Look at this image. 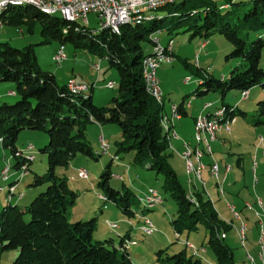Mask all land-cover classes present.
Segmentation results:
<instances>
[{
	"label": "trees",
	"instance_id": "1",
	"mask_svg": "<svg viewBox=\"0 0 264 264\" xmlns=\"http://www.w3.org/2000/svg\"><path fill=\"white\" fill-rule=\"evenodd\" d=\"M246 6L245 2L236 0H177L161 8L167 10L165 16H152V20L139 25L124 26L120 34L109 28L94 32L81 21H67L28 5L10 8L1 15L5 26H25L29 34H34L35 25L40 23L43 41L39 45L59 43L60 47H65L72 44L77 50L107 60L109 67L118 72L119 95L109 105L97 106L93 89L89 95L82 93L84 91L74 94L70 90L72 82L63 85L56 74L43 69L33 45L17 49L9 42H0V83H14L12 92L19 97L14 104L0 105V146L11 151L14 169L28 166L30 173L35 156L26 154L31 152L28 148L26 151L18 149L20 134L35 131L49 137L48 144L40 149L47 156V172L34 174L31 185L47 186V190L30 205H13L9 200L3 207L0 212V257L4 252L14 250L18 252L14 264H135L129 252L134 241L129 236H120L119 246L113 239L94 241L97 217L71 222L70 210L76 205L79 193L70 188L66 176L57 174L58 168L68 169L78 156L92 160L101 157L87 136L88 126L95 123L102 127L116 125L121 130V139L115 143V158L133 155L131 163L134 166L164 177L163 191L177 205V217L171 221L174 231L190 235L203 226L208 237L205 247L213 251L217 264H236L232 249L222 239L232 226L220 218L212 201L203 193H196L195 202H192L194 200L169 163L170 146L163 126L164 106L148 93L143 65L154 53L147 54L146 46L155 47L152 37L156 34L172 36L183 31L190 33L191 39L200 38L204 42L214 35H221L233 46L226 59H236L239 64L228 80L217 79L210 73L204 76L202 71L205 70L198 67L195 74L199 86L194 95L205 97L219 93L224 102L230 92L239 91L245 99L246 91L250 93L256 86L264 88V70L261 68L264 37L251 39L252 34L264 31V0H253L252 5L244 9ZM175 57L191 70L187 60H181L176 54ZM183 105L184 102L177 112L181 118L187 116ZM257 106L258 114L252 122L259 126L264 124V100ZM218 110L225 111L224 121L233 123L237 117L249 119V114L237 106L223 103ZM113 161L101 174L100 194L114 203L128 220L139 214L146 216L148 209L142 206L135 193L112 187ZM3 178L8 180V176ZM14 187L9 188V199L14 194ZM156 261L158 264H203L186 248L171 256L168 249H159Z\"/></svg>",
	"mask_w": 264,
	"mask_h": 264
},
{
	"label": "rangeland",
	"instance_id": "2",
	"mask_svg": "<svg viewBox=\"0 0 264 264\" xmlns=\"http://www.w3.org/2000/svg\"><path fill=\"white\" fill-rule=\"evenodd\" d=\"M180 1L178 0V2ZM252 1L253 0H236V2H245L247 4L244 9L250 7L252 5ZM20 2L21 1L19 0L11 3V8L13 6L25 5ZM226 11L228 10H224V12ZM145 13L146 16H148L145 20L140 21L137 24H129L127 26H135L143 22L150 21L149 18L152 16H165L167 14V10L160 8V10ZM56 16L62 17L61 15ZM79 21H81L82 24L87 25L88 28L94 32H100L102 29V23L95 14L88 15V24L85 23L84 19H80ZM4 27L5 33L8 32L9 36L7 38H1L0 42H9L12 47L17 49H23L33 45L36 50L38 62L43 69L56 74L60 83H65V79L67 77H75L72 78V80L75 81L76 84L87 87V90L82 93L89 95L91 89H93V99L95 105L100 107L107 106L114 97H118L119 75L116 69L109 67L107 60H102L99 57L77 50L72 44H67L65 46L67 60L63 64L57 65L55 63L57 56L56 52L60 45L59 43L39 45L43 41L40 23L35 25L34 34H29L25 26L18 28L16 26L7 25ZM263 34L264 31L252 34L251 39H257L259 36L264 37ZM154 38L158 39L163 47L168 46L170 42L174 43L172 53V57L174 58L173 63L164 61L161 64V67L157 70V78L160 82L161 92L165 95L166 99L164 101L163 97V100L158 101L154 98L158 104L164 106L163 126L168 135L170 146L169 163L175 170L179 181L188 191L190 198L194 200L192 202H195L196 193H203L209 200L212 201L220 218L228 225L232 226V230L227 234H229L231 239H235L234 242H236L235 245H237L234 251H236L239 256L241 255L240 259L243 260L245 264H264V240H262V238L264 239V236L262 235L264 232V210H259L258 207H254L256 204L252 207L253 212L244 207L247 199L254 200L255 198L254 201L256 202L257 200V204L259 206V202L264 201V197L261 194H256V191L260 188V186L256 188L258 181L260 182L262 177H264L262 167H260L257 171V166L258 163H261V159H258L257 161V157L254 158L255 147L258 140V145L262 146V154L264 156V138L260 137L264 135V124L258 126L252 122V118L258 114L257 104L264 100V88L261 86L254 87L250 90L247 99H243L241 92L239 91L230 92L224 98V102L219 93H210L208 96L197 99L194 95V92L199 86V78L195 74L197 72V68L202 67L203 70H205L202 71L204 76L207 75L206 73H210L217 79L228 80L232 70L239 64V61L236 59H226V57L233 51L232 44L229 43L223 36L214 35L208 39L207 42H209V45L207 49L202 50L201 47L204 41L200 38L191 39L190 33H183V31H180L172 36L166 34H156L154 35ZM171 38L173 40H170ZM207 42H204V44L206 43L207 45ZM153 51L154 47L148 44L146 46V53L150 54L153 53ZM175 54L181 60H187L191 66V70L185 67L179 60H176ZM207 54L210 56H207ZM197 61L201 63V66H197ZM261 68L264 70V52L261 59ZM72 69H74L73 73L71 71ZM187 78H190L189 83L186 82ZM76 79H78L80 83H78ZM111 83L114 85L113 88L110 87ZM14 87V83H0V93L6 94L2 99H0V105L3 103L14 104L19 100V97L14 96L13 92H11L10 95H13L14 97H8L7 95L9 91L14 90ZM186 96H189L186 99V106L190 108L193 102L194 107L191 112L195 115L199 113L200 109H202H198L197 105L199 104L204 105L202 103L208 102L206 106L209 105V108L213 105L212 110L215 114L218 109L222 108L223 103H225L237 106L242 111L247 112L249 114V119L237 117L235 121L231 123L230 131L223 128L212 135L211 133L201 129L199 126V118H210L213 113L208 116L199 115L195 119L194 140L196 145L192 146L191 144L185 142L183 144V151H179L173 146L174 140H177L179 136L171 125V122L173 120L179 121L181 119L175 117V114L179 115V113H177L179 112L178 107L181 105L183 97ZM254 100L255 102H253ZM167 115L171 116L168 117ZM191 118L192 117H185L184 121L187 120L192 122ZM236 122L237 124H235ZM105 127L107 129H113V131L106 135L110 140H107L93 125H89L87 130V136L92 142L95 152H99L101 155L98 160L78 156L68 169H57V174L61 177L66 176L68 178L70 188L79 193V199L76 205L71 209V222L76 223L79 221H89L97 217L98 227L94 233V241H106L107 239H113L116 246H119V234L116 232V229L114 230L111 228V224L116 223H114V219H112L109 214L116 212L120 216L121 213L114 203L104 200L105 195L100 194L98 188L101 174L105 171L111 160L114 159L111 168L113 176L110 180L112 187L118 191H125L126 189L131 190L139 197L142 206L148 209V211H146V216L139 214L135 218H132L131 222L136 226L141 222L142 224H140V230L142 226L145 225L146 220H149L154 227L151 235H147L143 231H141L143 235L139 234L141 237L140 245L143 246V248L141 250L142 252L137 255H140L141 257L135 256L136 254H134V250L136 248L131 249L130 253L134 258L135 264H158L156 261V252L160 248L156 245L158 242L164 243V237H167L168 235H170L172 240L165 244L162 249H168V254L170 256L179 253L185 248L193 255V251L189 250L185 245L188 242L199 249L200 253L197 257L203 261V264H211L212 262L210 263V260L216 262V257L212 250L206 247H198L206 235V231L203 226L200 227L198 232L190 235H180L174 231L171 221L177 217V205L170 198V196L163 191L164 177L162 175H157L153 171H149L139 166H134L131 163L133 155H121L119 156V159L115 158V143L121 139V130L116 125H108ZM232 128L233 136H231ZM116 132L119 133L120 136H116ZM175 133L177 134V137H174ZM217 136L221 137L223 140L226 139V141L218 140V147L214 144L217 140ZM101 137L104 139H101ZM102 141H105V143H109L110 145V150L107 153L104 151L105 146ZM48 142L49 137L44 132L23 131L20 134L17 142L19 150L25 149L24 151H26L27 146L33 145L31 152L35 155V161L31 163V170L33 172L30 173L29 169L27 171L21 170L22 166L18 170L14 169L13 166L15 164V160L12 158L11 151L7 149L4 150L0 146V185L3 184L4 180L2 173L7 167H9L8 180L13 172L18 175L16 184L23 182L25 179L24 183H21L22 188L21 190H18V194L16 196V198L18 197L22 200L16 201L15 199L12 203L13 205H30L39 194L47 190V186L34 187L31 185L33 183L34 174L44 175L47 172V156L43 155L40 152V149L45 147ZM207 157H211L217 162L213 161L208 168V165L205 163V159ZM239 158L243 159V167L241 168L237 163ZM226 164L227 166L224 168V165ZM216 165L218 166L220 172L218 177L213 173V171L216 170ZM231 166L234 168L232 176H234V182L236 183L235 184L233 182V186H241V196L238 194V191L232 192L228 188L227 180L228 175L232 171ZM228 167H230L229 171ZM81 171L88 172L87 179L82 177ZM206 171H209L210 176ZM242 176H245V181L242 180ZM153 190L160 193L162 200L159 204L152 207L151 204L147 202L146 196L150 195ZM31 191H37V194L29 202H24L23 198L27 194L29 198V192ZM7 195V193L0 191V212L3 210V207L8 204V201L13 199L15 191L11 196V199H9ZM28 198H26L25 201ZM234 205L238 207V210ZM107 208H109V210H107ZM86 210H89L91 213L88 218H86V212L88 213L89 211ZM257 213L260 215L258 216ZM77 217H81L82 219L78 220L76 219ZM107 219H109V221H107ZM26 220L29 222L30 217L27 216ZM122 221L128 222L126 220ZM232 221L235 222V225ZM248 224L250 226V230H254L253 234H251ZM242 227L245 228L243 229ZM242 231L244 233H242ZM106 232L109 233L110 236L107 238L103 236V238H98L99 234L104 235ZM257 233L259 234V239H257ZM228 242L229 241H227V243ZM17 257V251H6L0 257V264H14ZM259 257L263 262L259 260Z\"/></svg>",
	"mask_w": 264,
	"mask_h": 264
},
{
	"label": "crops",
	"instance_id": "3",
	"mask_svg": "<svg viewBox=\"0 0 264 264\" xmlns=\"http://www.w3.org/2000/svg\"><path fill=\"white\" fill-rule=\"evenodd\" d=\"M1 1H10L11 3H13V2H16V1H19V0H0V2ZM15 7H17V6H13L12 8H15ZM11 8V9H12ZM22 33H23V31H22ZM9 36V34H8V32L7 33H5V27L2 29V30H0V39L1 38H3V37H5V38H7ZM208 45H209V42H207V45H206V43L204 44V42H203V44H202V47H201V49L202 50H205V49H207V47H208ZM204 46V47H203ZM207 56H210L209 54H207ZM197 66H201V63H199L198 61H197ZM200 68V67H199ZM201 69H203L202 67H201ZM72 71V73L74 72V69H72L71 70ZM72 78H75V77H73V76H71V78L70 77H67L65 80V83H61V84H63V85H67L68 83H70L69 81L70 80H72ZM77 80V82L78 83H80L79 81H78V79H76ZM83 84H85V83H83ZM95 84V83H94ZM93 85V84H92ZM11 92L12 91H9L8 92V97L10 96V97H14L13 95H10L11 94ZM93 92H94V90H93ZM6 94L5 93H0V99H2L4 96H5ZM164 95V94H163ZM93 97H94V93H93ZM164 97V101H165V99H166V97H165V95L163 96ZM189 96H187V97H183V101L182 102H184V110H185V112L187 113V116H183L182 115V118L179 120V121H177V120H173L171 123V125L173 126V128L175 129V131L177 132V134H178V136H179V138L177 139V140H174V142H173V146H174V148H176V149H178L179 151H183V144L185 143V142H187V143H189V144H191L192 146H195L196 145V143H195V140H194V137H195V119H196V117H198L199 115H206V116H208V115H210V114H212L213 113V110H212V108H213V105H212V107H210L209 108V105H208V107H206L205 108V106L208 104V102L207 103H202V104H204V105H197V107H198V109L199 108H202V109H200L199 110V113L198 114H194V113H192L191 112V110L193 109V107H194V104H193V102H192V105H191V107L190 108H188L187 106H186V99L188 98ZM198 98H201V97H197V99ZM253 102H255V100L253 101ZM168 116V115H167ZM171 115H169L168 117H170ZM192 117L191 119H192V122H190V121H184V118L185 117H188V118H190V117ZM235 124H237V122L235 123ZM91 125H93V126H95L97 129H98V132H101V134L107 139V140H110L106 135H108V133H110L111 131H113V129H107L106 127H102V126H100V125H98V124H95V123H93V124H91ZM181 132H180V131ZM97 131V130H96ZM115 131V130H114ZM226 134V133H225ZM119 135V133H117L116 132V136H118ZM227 135V134H226ZM120 136V135H119ZM228 136V135H227ZM231 136H233V128H232V134H231ZM260 137H263L264 138V135L263 136H260ZM218 140L219 141H226V139H222L221 137H218L217 136V140L214 142V144L216 145V147H218V145L219 144H217V143H219L218 142ZM259 141V140H258ZM258 141H257V143H256V149H255V152H254V158L255 157H257V161H258V159H261V163L259 164L258 163V166H257V171H258V169L260 168V167H262V169H263V171L262 172H264V156H263V154H262V146L261 145H258ZM34 150H35V148H34ZM26 154L27 155H34V153H32V152H26ZM214 154V153H213ZM35 156V155H34ZM214 156V155H213ZM9 161V160H8ZM213 161H216L215 159H213V158H211V157H207L206 159H205V163L208 165V168H209V166H210V164L213 162ZM217 162V161H216ZM238 166L241 168V167H243V159L242 158H239V160H238ZM225 166H227V164L226 165H224V168H225ZM232 167V166H231ZM230 168V167H229ZM230 170V169H229ZM3 171V170H2ZM207 173H208V175L210 176V173H209V171H206ZM233 172H234V168L232 167V171L230 172V174L228 175V180H227V185H228V188H229V190H231L232 192L234 191V192H237L238 191V194H240V196L242 195V190H241V186H239V185H236V186H233V182L235 181V178H234V176H232V174H233ZM258 174V173H257ZM263 174V173H262ZM231 177V178H230ZM253 177H254V175H253ZM17 178H18V175H17V173H15V172H13V173H11V177H10V179L9 180H7V181H5V180H3V184L2 185H0V191L1 192H5V193H7L8 194V189H9V187H11V186H15L14 187V191H15V196L13 197V199L11 200V203H13V201L16 199V201H19V200H22V199H19L18 197L16 198V196H17V194H18V190H21V183L23 184L24 183V181H25V179L23 180V182H21V183H18V184H16V180H17ZM242 180L243 181H245V176H242ZM254 180V179H253ZM230 181V182H229ZM228 182H229V184H228ZM235 183V182H234ZM236 184V183H235ZM260 184V185H259ZM260 186V188L256 191V194H261L263 197H264V192H263V190H264V177H262V180H260V182L258 181V184H257V186H256V188L257 187H259ZM261 188H262V190H261ZM7 189V190H6ZM227 189V188H226ZM20 193V192H19ZM37 194V191H31V192H29V198H28V194L27 195H25V197L23 198V200H24V202H29L35 195ZM26 198H28L26 201H25V199ZM253 199H247L246 200V202H245V204H244V207L246 208V209H248L249 211H251V212H253L252 211V207L256 204V206H254V207H258V209L259 210H264V201H262L263 202V207H260L258 204H257V200H256V202L254 201L255 200V198H254V200L252 201ZM17 203V202H16ZM235 206V205H234ZM236 207V206H235ZM236 209L238 210V207H236ZM107 210H109V208H107ZM86 211H89V210H86ZM234 211H235V208H234ZM90 211L87 213L86 212V218H88V216H90ZM238 215V214H237ZM257 215L259 216L260 214H258L257 213ZM72 216V212H71V210H70V217ZM109 216L112 218V219H114V223H116V224H118V229H116L117 231L116 232H118V234H119V237L120 236H123V237H125V236H129V238L130 239H132V240H134V242H136L137 244L136 245H132V246H130V249H129V252H131V249L132 248H136L135 250H134V254H136L135 256H137V257H141L140 255H137V254H139V253H141L142 251V248H143V246H141L140 245V236H139V234L140 235H143V233L141 232V230H140V224H142L141 222L139 223V225H134L132 222H131V220H127L126 218H124L122 215H118V213H116V212H112V213H110L109 214ZM76 219H78V220H81L82 218L81 217H77ZM122 220H126V221H128V222H125V221H122ZM107 221H109V219H107ZM233 223H234V225H235V222L234 221H232ZM143 227V226H142ZM239 227V226H238ZM248 228H249V230H250V226H249V224H248ZM251 231V230H250ZM254 233V230L252 229V231H251V234H253ZM237 234V233H236ZM148 235V234H147ZM105 237V238H107L108 236H110V234L109 233H104V235H100L99 234V237L98 238H103V237ZM235 237H237V236H235ZM188 238H189V236H188ZM207 235H205V238H204V240L202 241V243H200V246H198V247H205L206 246V242H207ZM257 239H259V234L257 233ZM158 240H159V238H158ZM172 239H171V237H170V235H168L167 237H164V243H162V242H158V244L156 245V246H158L160 249H162L164 246H165V244H167V243H169L170 241H171ZM186 240H188V239H186ZM234 240L235 239H231L230 237H229V234H227V238L225 239V242L227 243V241H229L227 244L230 246V248L232 249V251H233V254H234V259H235V261H236V264H245V262L243 261V260H241L240 258H241V255L239 256L238 255V253H236V251H234L235 250V248H236V245H235V243L236 242H234ZM234 244V245H233ZM197 246V245H196ZM233 246H234V248H233ZM131 254V253H130ZM207 254V253H206ZM132 256V255H131ZM133 258V257H132ZM133 260H134V258H133ZM259 260L261 261V259H260V257H259ZM216 261V260H215ZM212 262V263H211ZM261 262H263V261H261ZM210 263L211 264H213V263H217V261L216 262H213L212 260H210Z\"/></svg>",
	"mask_w": 264,
	"mask_h": 264
},
{
	"label": "bare ground",
	"instance_id": "4",
	"mask_svg": "<svg viewBox=\"0 0 264 264\" xmlns=\"http://www.w3.org/2000/svg\"><path fill=\"white\" fill-rule=\"evenodd\" d=\"M20 1L22 3H24L25 5L33 6L34 8H36L37 10H39L45 14L52 15V16L61 15L64 20L72 21V22H76V21H79L80 19H84L85 23L88 24V20H86L82 16L71 15L68 13H59L56 10L47 7L46 4H44V3H38V2H35L33 0H20ZM174 1H176V0H159V1L153 2L149 6H140L139 8L134 9L133 11L126 12V18L119 19L115 24H112L111 22H103L102 28H110L111 30L120 34V30L122 29V27L127 26L129 24L130 25L131 24H137L138 22L145 20L148 17V16H146L145 12L157 11L160 8H162L163 6H166L169 3H172ZM10 8H11V2L10 1H4L2 6H0V17L4 12H7L8 10H10ZM149 19L152 20V17H150ZM4 26H5L4 22L0 18V30H2L4 28ZM173 44H174L173 42H170L168 44V46H166V47L162 46L163 50L162 49H154L153 55L147 57L145 62H144L143 76H144V80L146 83L148 93L151 96H153L155 99H157L158 101L163 100V94L161 91L158 94H152L151 93V89H150L151 88V80L149 78V66H148L149 59L165 60V52L173 51ZM56 61H61V54H57ZM163 62L164 61H162L160 63V67H161V64ZM166 62L173 63V61H166ZM58 65H61V64H58ZM155 84H160V82L157 78V73H155ZM70 90L74 94H78L81 91H86V89L76 87V85L73 82L70 84ZM248 94L249 93H247L246 96H243V97L245 99H247ZM206 107H208V106H206ZM175 117H177L179 119L181 118V116L177 115V114H175ZM224 117H225V111L224 110H218L217 112H215V114L211 115L210 118H208V117L199 118V126L201 127V123H204V127L201 129L207 131L208 133H211L212 135L215 134V132H217L223 128H226L227 131H230L231 128H230L229 124H231V122L229 120L224 121ZM175 136L177 137L176 133L174 134V137ZM31 148H33V147H31ZM30 150H32V149H30ZM104 151H105V153L108 152V148L106 146H105ZM205 153H206V151H205ZM215 167H216V170L213 171V173L214 174L216 173L215 175L218 177V175L220 173L219 168L217 165ZM229 169L230 168L228 167V171H229ZM8 172H9V169H6L3 172V176L5 178H7ZM81 173H84L85 176L88 178V172L81 171ZM84 174H82V177L87 179L84 176ZM146 198H147V202H149L152 207L154 205L159 204L162 200V197L160 196V194L156 190L151 191L150 195L146 196ZM259 204H260V206H262V202H259ZM111 228L112 229H118V225L117 224H111ZM242 228L244 229L245 227H242ZM153 229H154L153 224L149 220L148 221L146 220L145 225L141 228V230L148 235H151L153 233ZM242 233H244V232L242 231ZM262 235L264 236V232L262 233ZM223 236L226 238V235H223ZM262 240H264V239L262 238ZM132 244L134 245L136 243L132 242ZM186 244H190V243L187 242ZM188 249L193 251L192 248H188ZM193 253H194V251H193Z\"/></svg>",
	"mask_w": 264,
	"mask_h": 264
},
{
	"label": "built area",
	"instance_id": "5",
	"mask_svg": "<svg viewBox=\"0 0 264 264\" xmlns=\"http://www.w3.org/2000/svg\"><path fill=\"white\" fill-rule=\"evenodd\" d=\"M33 1L38 3H44L46 4L47 7L52 8L59 13L79 15L84 17L86 20H88V15L95 14L98 16L101 23L111 22L112 24H115L119 19L126 18V12L133 11L134 9H137L140 6H149L153 2L159 0H33ZM3 2L4 1L0 2V6H2ZM152 41L155 45L154 49L163 50L161 42L158 39H155L154 36L152 37ZM172 53L173 51L165 52V60L149 59V63H148L149 78L151 80L150 89L152 94H158L160 91H162L160 88V84H155V73H157V70L160 68V63L162 61H174V58L172 57L173 56ZM56 54H61V61H55L57 65L63 64L67 60L64 46L59 47ZM70 82H73L76 85V87L87 90L86 86H80L79 84H76L75 81L73 80ZM186 82L189 83L190 78H187ZM110 87L113 88L114 85L111 83ZM247 93L248 91H246L243 94V96H246ZM229 125L231 126V124ZM203 127H204V123H201V128ZM101 139L104 138L101 137ZM102 142L104 143L103 145H105L109 151L110 150L109 143H105V141ZM27 148L32 149L31 146H28ZM21 170L27 171L28 166H22ZM104 199L105 201L106 200L108 201V198L104 197ZM222 239H226V238L222 235ZM186 246L187 248L193 249L194 255L199 256L200 251L193 244H186Z\"/></svg>",
	"mask_w": 264,
	"mask_h": 264
}]
</instances>
